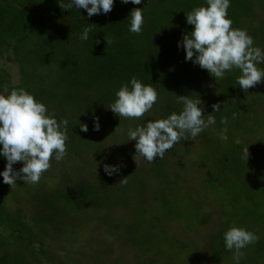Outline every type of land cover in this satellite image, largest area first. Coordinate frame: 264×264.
Listing matches in <instances>:
<instances>
[{
    "label": "trees",
    "instance_id": "16d2710c",
    "mask_svg": "<svg viewBox=\"0 0 264 264\" xmlns=\"http://www.w3.org/2000/svg\"><path fill=\"white\" fill-rule=\"evenodd\" d=\"M68 2L69 0H0V62L3 56L7 55L8 60L13 59L18 63L20 70L19 84L9 86L8 93L19 89H24L29 94L33 92L31 95L46 106L50 115L54 113L58 122L62 119L68 120L67 152L66 157L57 162L58 176L51 172V165L38 184L32 185L17 180L10 193L6 188L7 184L3 183V177L0 176V264H64L65 260L58 262L60 255L50 249L58 250V247L61 249L62 246L63 250L67 249L62 243H58L57 239L60 240V237L64 236V227L72 218L75 222L80 220V214L75 215L74 212L85 208L91 207L92 215L89 213V217L92 221H101L103 226L104 220L111 223L115 218L126 223L132 222L125 220L124 215L137 218L129 209L135 210L136 206L143 204L144 217L151 219L154 226L149 238L157 239H160V228L165 227L161 214L164 216L165 212H169L170 216L172 214L171 219L182 215V212L170 211L172 206L174 209V202L172 204L169 198H172L180 176L177 168L172 166L171 157L174 158L179 152L189 153L187 140L181 139L164 153L163 159L157 158L147 172L143 171L144 164H147L144 159L141 170L137 169L138 166L128 167L132 168V171L126 172L121 166L124 161L117 153H113L112 144L106 147L110 140L122 141L121 137H124L129 141L127 152L135 151L132 147L135 141L128 140L127 135L131 128L124 127L123 118L108 109L116 99V91L129 83L133 77L156 89L158 100L149 112H154L155 108L160 111L163 109L166 117L173 112L178 114L183 108L181 103H177L176 96L200 99L202 103L212 96L223 98V106L220 105L218 112H213L212 108L207 110L202 103L198 105L202 113L203 110L207 111L205 116L212 115L216 119V123L210 125V131L218 130V139L215 143L209 142L208 148L217 153L216 157L225 155L223 144H220L222 130L227 128V136L234 130H240L242 137L251 138L248 145L249 156L247 159L237 158L240 149L237 147L234 160L229 163L215 157L208 158L215 160V163L207 174H211L213 182L218 185L214 188L216 191L219 187L226 190L225 184L230 186L238 183L241 187L239 193L234 194L232 188H229L230 191L226 190L229 196L232 192L237 202L238 196L246 198L257 187L258 191L253 196L259 198L255 204L263 203L264 207V180L260 177L262 171L258 172L256 166L264 165L257 163L264 158V148L260 145L252 146L257 130L254 126L257 119L264 115V81L244 92L236 83V78L240 75L239 70L226 72L223 79L215 80L207 70L185 60L182 39L193 27L186 23L185 14L195 7H206L205 0H142L139 5L130 2L122 4L120 0H114L111 12L91 17H88L84 9H61L59 4ZM134 8L143 10L144 24L139 35L128 30L129 15ZM227 18L232 20L233 28L246 30L254 39L253 46L264 51V0H230ZM89 25H93L89 38L81 40L83 30ZM96 40L100 43L96 44ZM257 67L264 69V63L258 64ZM7 77L0 67V94H8L4 92L8 83ZM23 81L27 84L24 85ZM215 83L216 87L218 84L217 89H211ZM77 108L81 111L75 116L67 112ZM233 113H236L235 119ZM68 116L70 117L67 118ZM154 116L156 115L149 117V120L155 121ZM222 117H227V124L220 123ZM94 118H98L99 131L93 130ZM111 118L120 120L121 123H111ZM141 121L143 120L135 119L134 127L143 125ZM80 124H86L88 131H80ZM257 155L260 156L252 164H245L249 158ZM190 160L193 161L192 158ZM5 164L6 159L0 156V172H3ZM104 165L119 167L121 173L116 172L109 176L104 172ZM22 166V162H17L13 168L18 171ZM52 175L56 176V180L53 181ZM124 177L128 181L119 183ZM131 178L138 182L134 186L139 195L132 200L137 204L133 206L130 204L133 191L128 186ZM152 178L158 182L157 186L148 183ZM205 185L212 192L213 184ZM117 186V190L111 191ZM147 186L152 189L151 195ZM30 187L36 188L35 192L32 193L33 189ZM6 192L7 196L4 197ZM112 192L113 195L117 194V204L112 205L116 209L112 208L113 210L108 207L115 199L114 196L108 195ZM149 196L152 197L151 200ZM26 202L30 203L26 205L28 209L24 206ZM187 204L195 211L191 216L186 215L190 221H195L192 225L203 224L205 221L199 222L205 218L198 214V202L195 200ZM193 204L196 205L192 206ZM108 211H113V215L107 214ZM133 223L135 225L130 231H120L116 236L119 245H125L128 241L132 243L131 240H137V235L143 233L144 220L136 219ZM230 227L244 228L240 222L233 220L223 223L218 236L211 238L208 250L206 248L215 259L213 261L209 256L210 263L233 254L232 251L226 250L223 239V234ZM57 233L61 236L55 239ZM105 235L109 236L106 233ZM107 236L102 235V240L107 241L111 237ZM260 236L264 240V230ZM259 240L261 242L256 246L260 249L264 243L262 239ZM175 243H169L168 249H172ZM36 245H39L41 256L36 254ZM112 245L113 241L104 251V256L98 253L100 260L95 261L97 264L126 263L122 257L111 260L112 258L106 255ZM151 254L153 257L147 255L144 262L157 264L155 253ZM160 254L156 252L157 256ZM63 256L68 257L67 254ZM167 262L169 261L164 264Z\"/></svg>",
    "mask_w": 264,
    "mask_h": 264
},
{
    "label": "clouds",
    "instance_id": "9594fccd",
    "mask_svg": "<svg viewBox=\"0 0 264 264\" xmlns=\"http://www.w3.org/2000/svg\"><path fill=\"white\" fill-rule=\"evenodd\" d=\"M122 4L129 2L141 4L142 0H120ZM206 7L193 8L186 15V23L192 30L183 36L182 46L185 60L192 61L215 78L223 79L226 72L239 70L236 78L239 88L247 92L264 81V69L257 67L264 63V51L254 47V39L246 30L232 27L228 17L230 0H205ZM61 9H84L88 17L108 14L112 11L114 0H69L59 4ZM129 32L141 34L144 17L141 8L130 12ZM93 25L86 27L81 40H87ZM105 39V38H104ZM96 44L100 41L96 40ZM110 43V41H106ZM180 44L178 43V47ZM130 83V87H129ZM129 83L122 85L115 93L116 99L109 105L112 113L119 118L141 119L149 112L158 100V92L150 85L141 83L133 77ZM4 92L8 93L7 87ZM177 103L183 105L177 114L173 112L167 118L148 121L129 129L128 140L135 141V155L149 163L157 158L163 159L164 153L179 143L181 139H195L204 129L216 123L212 115L204 119L200 99L193 100L186 96H176ZM235 102V101H233ZM213 112L220 111V104L212 105ZM236 113H233V119ZM221 124H227V117H222ZM67 119L57 121L55 114H49L46 106L24 89L12 90L7 95L0 94V156L6 164L0 176L3 183L10 187L17 180L23 183L38 184L41 176L51 168V161L60 162L66 155ZM98 118H94L93 130L99 131ZM80 131L87 132L86 124H80ZM227 128L222 130L220 138L227 140ZM240 144L239 139L236 140ZM249 156L248 146L243 149V158ZM22 162L17 171L13 165ZM119 171V167L104 165V172L111 176ZM126 177L119 183H126ZM226 250L233 252V259L239 264L244 253L241 249L258 241L259 237L243 227H230L223 234Z\"/></svg>",
    "mask_w": 264,
    "mask_h": 264
},
{
    "label": "rangeland",
    "instance_id": "374dc122",
    "mask_svg": "<svg viewBox=\"0 0 264 264\" xmlns=\"http://www.w3.org/2000/svg\"><path fill=\"white\" fill-rule=\"evenodd\" d=\"M0 67H2V69L5 71V73L8 76L7 77L8 83H6L5 87L8 88L9 86L19 84L20 70L17 62H15L13 59L8 60L7 55H4L2 61L0 62ZM26 84L27 82L24 83V85ZM215 87H216V83L215 85L211 86V89H214ZM30 94H33V92H30ZM215 95L218 97L216 93ZM222 101L223 98H219V97L215 98L214 96H212L208 101H205V103L202 104L204 108L209 110L210 108H212L213 104L218 103L223 106ZM153 110L154 112L151 111L146 114L145 119L141 118L143 121H141L140 123H142L143 125L146 124L148 121H150L149 117H151L152 115H156L154 116L156 118L155 120L167 118L163 113V109L161 111L157 108ZM80 111L81 110L77 108L67 112L72 114L71 116L73 115L75 116L79 114ZM206 114L207 111L203 110V115L205 116ZM69 117L70 116H68L67 118ZM207 117L208 115L205 116L204 119L207 120ZM134 120L135 119L123 118V122L125 123L124 127H128L134 130L135 128L133 125ZM116 121L118 123H121L120 120L111 118V123ZM256 122L257 123L255 124V126L253 125L255 128H257V130H256V134L253 136L254 140L252 142V146L260 145L264 148V115L261 116L259 119H257ZM112 128H114L113 125ZM218 134H219L218 130L213 132L210 131V126H209L208 128L204 129L203 133L197 136L198 137L197 139L199 141L196 138L195 139L189 138L186 141V145L189 149L188 154H183L182 152H179L177 155L174 156V158L171 157V161H172L171 163H173L172 166H175L177 168L180 176L176 184V190L175 192L174 191L172 192V198L168 197L169 199H171L170 202L172 204L174 202V209L172 206L170 208V211L172 213L182 212V215L175 216L171 219L172 214L170 216L169 212H165L164 216L163 214H161L160 217H162L163 224L165 226L164 229L160 228L159 230V236L161 241L160 239H157V237L149 238L152 235V234L149 235L150 231L151 229L153 230L154 226L152 225L153 223L151 222V219L149 220L148 218L144 217L145 207L142 206L143 204L136 206L135 210L129 209L130 211H133L135 213L137 218H134L133 216L129 217L128 214L124 215L125 220H131L132 222L126 223L119 221L115 218L111 220V223L109 222V220H104L103 226L101 221L99 222L92 221L93 219L89 217L88 215L89 213L92 215V208L90 207V208H85L80 212L73 211L75 215L77 213L80 214V217L78 219H80L81 221L79 220L75 222V219L72 218L69 221V223L64 227L65 229V232H63L64 236L60 237L61 236L60 234L58 233L55 234L54 236L55 239L58 237L61 238L60 240L57 239V242L62 243L64 247L67 248L63 250L62 249L63 246H62L61 249L60 247H58V250H54L53 248L50 249V251H56L57 255H60L57 261L59 262L60 260H65L64 264H97L95 261L100 260V256L98 255V253L104 256L105 254L104 251L107 250L109 243L113 241V245L110 248V251L106 252V255H109L110 258H112L111 260H113V258H117L118 256L122 257V259L126 261V263L124 264H127L129 262L130 264H137V263L149 264L150 261L146 263L144 262V259L147 257V255L148 257H153L151 253H155V256L157 257L156 258L157 264H164L166 263V261H169L167 262V264H236V262L233 259V254H228L231 256H227L226 258H223L222 260L216 262L211 261L210 263L208 260L209 256H211V259L213 261L215 260L213 256L210 255V253L207 251L209 248L208 244H210V241H212L211 238L217 237L218 233H220L221 231V226L223 225V223L231 220H233L234 222H240L246 230L248 231L251 230L255 235L259 237V239H262L264 243L263 237H261L262 235L260 236L262 230H264V207L262 206L263 203L261 205L255 204L258 202L259 197L255 198L253 196L258 191L257 187H255V190H252V193L248 194V197L246 198H242V195L241 197L238 196V202H237L236 201L237 199H235L234 196H232L233 195L232 192L234 194L235 192L237 193L240 192L239 189L241 187L238 186V183L236 185H230V186L229 184L224 185V188H226V190L230 191L229 188H232V192H230V196H229L226 194L228 191L222 190L220 187L218 188L219 192L214 190L215 186L218 185L213 182L212 175L207 174L210 172L211 165L215 163V160L208 158L215 157L223 161L224 163H229L231 160H234V154L236 152L237 147H239L240 149H238L236 157L237 158L243 157V149L244 147L249 145L251 138L249 139V137H242L240 130H234L230 132V135L227 136L228 137L227 140L220 139L221 140L220 144L221 145L223 144L225 155L216 157L217 153L215 151L213 152V150L208 148V146H209V142L211 141L215 143V140L218 139L217 138ZM105 138L109 140L107 136ZM121 138L122 141L110 140V143H106V147L112 144V146L114 147L113 153H117L118 157H120L124 161V163L121 166L126 169V172L127 171L131 172L132 168L137 166H138L137 169L141 170L142 169L141 166L143 165L142 162L143 158L137 157L135 155L136 153L134 150L132 151L129 150L127 152V144L129 141H126L124 137ZM237 139L241 141L240 144L236 143ZM132 147L135 149L134 145ZM116 150L118 152H115ZM229 152L231 155H229ZM259 156L260 155H257L253 158H249L250 160L248 159L245 164H252L254 160ZM191 158L194 162L190 160ZM258 161L259 162L257 163L264 164V158L262 161L260 160ZM82 163L84 162L82 161ZM146 163L147 164L146 165L144 164V168H143V171L145 172L150 170L154 162L149 163L146 161ZM51 165H53L52 167L53 171L51 172H54L58 176L59 169L57 170L58 167L56 166L57 161L53 159ZM74 166H76L75 162H74ZM216 166L218 165H215V167ZM256 166L259 169L258 172L262 171L260 177L262 180H264V165L262 166L256 165ZM128 167H132V168H128ZM119 173L121 172L118 171L117 174ZM52 176H54L53 181L56 180V176L55 175ZM136 183H138L137 180L133 178L129 180L130 185L128 186H130L132 188L131 190L133 191V196L131 197V201H130V204H132V206L136 202L134 201L133 203L132 200L136 198L138 195V193L135 191V186H134V184ZM148 183L154 186L158 185V182H156L154 178H152V180H149ZM208 183L209 184L212 183L214 186L212 192L209 190L210 188L205 185ZM6 188H8L10 193L13 187L7 185ZM118 188L119 187L117 186L111 191H115ZM30 189L33 188L30 187ZM35 190L36 188L32 190V193L35 192ZM151 193H152V189L150 188L149 194L151 195ZM108 195L110 197L114 196L115 198V199L112 198L113 203L108 207L111 208V210L116 209V207H114L115 206L114 204H117V199H116L117 194L113 195L112 192L109 193ZM6 196H7V192L4 194V197ZM23 196L24 194L22 195V197ZM149 199L151 200L152 197L149 196ZM195 200L200 205L198 214L205 218L204 220L199 221V222L205 221L203 224L200 223V226L198 225L194 226V223L192 225V222L195 221L194 220L190 221V219H188L186 216L187 214H189V216H191L192 213L195 214L194 209H191L187 204V202H192ZM232 201H235L236 203H232ZM27 204L30 203L26 202L24 206L26 207ZM196 204H193L192 206H195ZM26 209L28 208L26 207ZM107 214L113 215V211L111 212L108 211ZM136 219L144 220L145 224L142 226L143 233L141 234L139 233L137 235L138 238L137 240L134 239L131 240L132 243L128 241L125 245L123 244L119 245V241L118 239L116 240V236L120 234V231H130L133 225H135L133 222H135ZM168 219H170V221ZM104 232L111 237L105 235ZM60 233L62 234V232ZM102 235L109 237L107 241L102 240ZM259 239L255 243L251 244L249 247H246L245 249L241 250L244 253V256L240 260L239 264H264V246H262L263 248L261 247L260 249L256 246V244L261 242ZM52 242L54 243L55 240ZM174 242H176L174 247L172 249H168L167 247L168 244ZM38 247L39 245H36L35 250H36V254L40 255L38 251ZM217 247H219V245H217ZM151 250L152 252H150ZM157 251L161 253L159 256L156 255ZM64 254H67L68 257L63 256ZM41 259L42 257H40V260Z\"/></svg>",
    "mask_w": 264,
    "mask_h": 264
}]
</instances>
